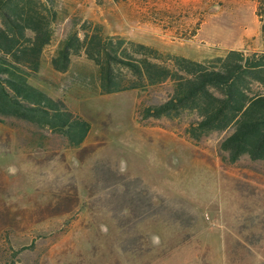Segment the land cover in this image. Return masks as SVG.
Instances as JSON below:
<instances>
[{"label":"rangeland","instance_id":"1","mask_svg":"<svg viewBox=\"0 0 264 264\" xmlns=\"http://www.w3.org/2000/svg\"><path fill=\"white\" fill-rule=\"evenodd\" d=\"M55 3L60 21L29 81L90 129L71 147L60 133L1 117L0 264H264V165L247 156L222 164L229 131L195 141L192 113L143 120L170 82L103 95L83 53L65 73L50 65L87 21L198 62L264 53V0Z\"/></svg>","mask_w":264,"mask_h":264},{"label":"trees","instance_id":"2","mask_svg":"<svg viewBox=\"0 0 264 264\" xmlns=\"http://www.w3.org/2000/svg\"><path fill=\"white\" fill-rule=\"evenodd\" d=\"M55 6V0H0V122L11 117L46 127L78 147L90 124L29 81L40 70L53 25L60 21ZM102 29L87 21L80 25L82 36L71 30L58 43L52 69L65 73L71 57L83 53L98 69L103 95L170 82L169 97L142 109L143 120L192 113L196 121L187 130L192 140L229 131L219 144L222 164L247 156L264 165V53L229 50L198 62L127 43Z\"/></svg>","mask_w":264,"mask_h":264}]
</instances>
